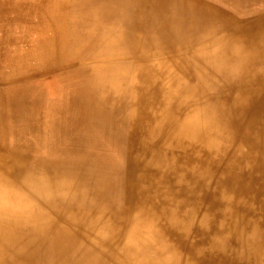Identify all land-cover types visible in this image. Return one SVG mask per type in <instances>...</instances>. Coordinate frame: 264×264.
<instances>
[{"label": "bare ground", "instance_id": "6f19581e", "mask_svg": "<svg viewBox=\"0 0 264 264\" xmlns=\"http://www.w3.org/2000/svg\"><path fill=\"white\" fill-rule=\"evenodd\" d=\"M0 264H264V0H0Z\"/></svg>", "mask_w": 264, "mask_h": 264}, {"label": "rangeland", "instance_id": "374dc122", "mask_svg": "<svg viewBox=\"0 0 264 264\" xmlns=\"http://www.w3.org/2000/svg\"><path fill=\"white\" fill-rule=\"evenodd\" d=\"M53 82H54V80L52 77H47L43 81V83H44L43 85H47V87H46L47 93L50 94L51 96L53 95L52 94L53 88L50 86V84Z\"/></svg>", "mask_w": 264, "mask_h": 264}]
</instances>
